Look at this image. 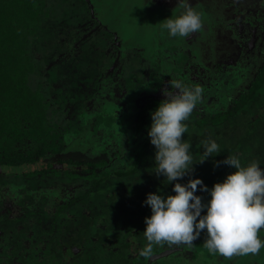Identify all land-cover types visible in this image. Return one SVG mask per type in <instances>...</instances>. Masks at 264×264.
Wrapping results in <instances>:
<instances>
[{"label":"trees","instance_id":"trees-1","mask_svg":"<svg viewBox=\"0 0 264 264\" xmlns=\"http://www.w3.org/2000/svg\"><path fill=\"white\" fill-rule=\"evenodd\" d=\"M87 18L96 19L91 0H0V160L7 165L0 167L7 171L0 180L17 186V194L5 200L16 199L25 213L13 244L0 237L22 262L7 252L0 264H149L154 254L175 246L165 242L154 246L150 258L139 255L147 243L145 217L151 215L143 203L147 195L174 194L175 182L154 173L155 148L148 137L151 112L163 99H132L140 85L130 81L136 74L121 62L125 78L119 85L97 87L92 78L98 63L85 59L81 49L100 51L105 65L109 42L98 41L94 32L92 41L78 46L76 36L92 28ZM222 82H214L203 97L206 108L194 109L183 134L194 160L203 158L201 141L211 138L219 145L221 153L197 162L191 174L209 188L236 170L216 166L228 154L238 155L244 166L260 161L264 167V63L229 107ZM21 165L29 168L19 171ZM197 195L210 199L199 186ZM0 209L5 218L8 208ZM258 234L264 239V227ZM204 239L202 233L193 242L196 251L206 250ZM73 246L83 251L67 262ZM63 248H69L67 257ZM221 258L223 264L264 261L251 254Z\"/></svg>","mask_w":264,"mask_h":264},{"label":"clouds","instance_id":"clouds-1","mask_svg":"<svg viewBox=\"0 0 264 264\" xmlns=\"http://www.w3.org/2000/svg\"><path fill=\"white\" fill-rule=\"evenodd\" d=\"M182 11L175 18H165L161 30L170 37H188L202 28L200 14L192 0H177ZM163 89L165 99L151 112L148 128L150 143L155 148V174L173 184L174 194L150 192L143 202L151 209L145 217L143 235L146 245L139 250L143 258H150L154 246H191L204 234V247L211 255L225 258L258 255L264 248L259 231L264 227V167L260 161L244 166L238 155H230L217 162L235 168L234 172L209 188L200 177H192L195 164L203 163L220 152L214 139L201 141L203 158L194 160L192 145L183 134L188 132V121L202 100V88L186 85L183 81H169ZM189 175L186 183L183 178ZM208 193L210 199L197 195V190Z\"/></svg>","mask_w":264,"mask_h":264},{"label":"flooded vegetation","instance_id":"flooded-vegetation-1","mask_svg":"<svg viewBox=\"0 0 264 264\" xmlns=\"http://www.w3.org/2000/svg\"><path fill=\"white\" fill-rule=\"evenodd\" d=\"M104 1H106L105 6L102 4ZM217 1L192 0V6L202 15V28L188 37H170L166 30H161V24L166 22L165 18L170 16L175 18L180 14L182 8L177 5V0H91L96 19L87 18L85 25L90 24L92 28L90 31L85 30L82 37H79L78 34L75 40L79 46L86 40L92 41L94 32L100 33V38L96 36L95 38L101 42L102 40L109 42L105 50L110 58L108 63L103 65L100 59L105 56L101 55L100 51L93 53L87 49L82 50L80 47L81 51L85 53V59L96 60L98 63L97 73L92 81L96 85L98 84L99 88L103 85H119L120 80L125 78L124 73L121 74L120 71L122 68L119 63L121 62L132 68L131 71L136 74H133V77L136 76V78L131 76L130 81L133 84L138 83L140 88L136 91V97L132 95L131 98L139 99L143 95L140 104L147 100L150 101L155 96L158 99H165L163 89L170 87L169 81L180 80L186 85H197L202 88V100L198 105L202 109L206 108L203 97L212 93L214 82L228 74L234 64L237 66L241 63L245 50L244 45L250 40L252 30L256 29L257 32L264 28V0H221V2L225 1V6L223 3L222 6L217 5ZM107 2L112 5L113 9L109 8ZM107 12L109 16L106 15ZM103 22L107 24L105 25ZM126 24L129 25V29L134 27V29L140 30L138 36L131 37L138 44H130L132 39L123 37V26ZM102 27L105 31L102 30ZM144 29L152 32L151 40L154 41L155 46L149 42V39H145L149 36ZM166 36H168V42H165ZM56 51L62 55L65 53L60 49ZM78 52L76 53L78 54ZM112 72L114 80L111 82L110 73ZM219 74L221 75L219 76ZM204 83H208V85L203 86ZM117 90L118 88L115 89V91ZM109 103L110 100L105 107ZM109 107L110 105L107 108ZM1 162L3 161L0 160L1 168L7 166L6 163L1 164ZM21 166L29 167V165ZM6 172L0 169V176L6 175ZM7 184L12 183H2L0 180V205L3 208H8L6 217L0 216L4 219L1 226L6 230V233H3L0 229V237L1 234H4L11 245L17 240L13 235L16 231L15 228L19 229L25 226L22 220L25 213H22L21 209L15 205L17 204L16 199L12 200L13 203L6 202L5 198L14 197V194H17V186L13 184L15 189L12 192L9 194L3 192V188ZM182 246L184 247L183 254L191 250L185 245H175L166 250L176 249L177 251L171 254L176 255L177 252L178 255ZM82 249L73 246L70 250L74 254L64 260L72 262L74 255L82 252ZM67 251L69 248H63V255L66 256ZM7 252H11L13 257L22 262L18 252H13L12 247L0 243V258L5 257ZM54 252H58V249ZM171 254L167 256H173ZM156 261L161 262V258Z\"/></svg>","mask_w":264,"mask_h":264},{"label":"rangeland","instance_id":"rangeland-1","mask_svg":"<svg viewBox=\"0 0 264 264\" xmlns=\"http://www.w3.org/2000/svg\"><path fill=\"white\" fill-rule=\"evenodd\" d=\"M107 3L109 4V8L111 7L113 9L112 5L109 2ZM222 3H223V6H225V1L224 2H221V0L217 1V5H221ZM102 4L105 6L106 1L102 2ZM106 15L109 16V13L107 12ZM200 16L202 15L200 14ZM202 19L203 18H201V20ZM103 23L105 25L107 24L105 22ZM128 29H129V25L126 24L123 26V34H124L123 37L125 39L131 38L132 36H138V32L140 30L134 29V27L130 28L129 30ZM144 30H145V33H147L149 36L145 39H149V42L155 46V44L153 43L154 41L151 40L152 32L150 31L148 32L146 29ZM167 37L168 36H166L165 38L166 39L165 42L169 41ZM131 39L136 42L134 38H131ZM132 40L130 41V44H138V42L134 43ZM244 46H245V50H244L243 59L241 60V63L238 64L237 66L236 64H234L232 70L229 71L228 74L226 75L222 74L223 77L220 78L223 80L221 94L223 95L224 104H226L228 107L233 104L234 100L239 96L241 92H246L249 89V86L253 78L255 77L257 71L260 69V67L264 63V28L259 29L257 32H256V29L252 30L251 38L247 42V44ZM134 47L136 46L134 45ZM94 62H97V61L95 60ZM228 65H232V64H228ZM220 75L221 74H219V76ZM205 85H208V83L203 84V86ZM142 97L139 99L141 100ZM122 119L124 120L125 118L122 116ZM121 122L122 121H120L119 125L123 123ZM14 189L15 187L12 184H7L6 186H4L3 192L9 194ZM185 246L186 248H189L191 250L183 254L182 252L184 250V247L182 246V248L180 247L181 250H179L178 255L176 252V255L171 254L173 256L171 257L166 256L164 258H161L160 263L161 264H223L224 263V261L221 260L222 259L221 256L211 255L209 254L207 249L205 250L203 248H197V251H196L195 249L196 247L194 244H192L191 246H187V245ZM261 250L263 251L264 248H262ZM260 256L261 255L259 254L257 255V258L259 260L264 258V254L261 257ZM262 263L264 264V261H262Z\"/></svg>","mask_w":264,"mask_h":264},{"label":"water","instance_id":"water-1","mask_svg":"<svg viewBox=\"0 0 264 264\" xmlns=\"http://www.w3.org/2000/svg\"><path fill=\"white\" fill-rule=\"evenodd\" d=\"M29 167H25V166H20V167H18V170L19 171H23V170H26V169H28ZM175 251H177L176 249H173V250H166V251H163V252H161V253H156V254H154L151 258H150V260H149V264H152L153 262H155L156 260H158V259H160V258H162V257H165V256H167V255H169V254H171V253H173V252H175Z\"/></svg>","mask_w":264,"mask_h":264}]
</instances>
